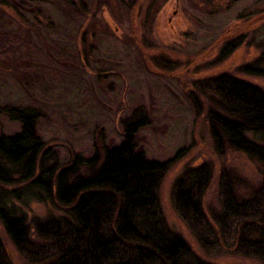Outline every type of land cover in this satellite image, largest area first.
<instances>
[{"label":"rangeland","instance_id":"rangeland-1","mask_svg":"<svg viewBox=\"0 0 264 264\" xmlns=\"http://www.w3.org/2000/svg\"><path fill=\"white\" fill-rule=\"evenodd\" d=\"M84 2L86 16L107 25L98 51H86L82 36L77 39L80 32L75 43L66 45L74 39L72 25L43 31L23 13L26 22L17 23L27 29L34 48L28 54L17 50L14 56L3 55L0 48V109L38 110L42 117L37 135L46 149L56 152L60 165L74 155L89 158L95 150L118 144L123 120L136 113L146 117L149 125L139 131L136 141L146 159L167 163L185 151L159 187L168 228L209 264H260L201 249L173 210L171 190L185 167L210 164L212 178L202 200L204 212L210 214L218 206V181L224 170L250 187L262 181L258 166L244 155L214 153L205 121L207 100L199 97L202 108L195 112L190 94L196 82L220 75L264 90V0H123L120 11L111 9L108 0ZM63 4V0H37L26 8L39 6L48 18H64ZM90 36L86 39L91 44ZM227 48L231 51L226 55ZM6 58L16 70L14 75L3 69ZM25 63L29 67H23ZM253 66L260 70L257 74L243 72ZM19 130V124L0 115V135L12 136ZM15 208L29 223L45 219L51 207L33 203ZM0 240L12 264H29L16 252L1 223Z\"/></svg>","mask_w":264,"mask_h":264},{"label":"trees","instance_id":"trees-1","mask_svg":"<svg viewBox=\"0 0 264 264\" xmlns=\"http://www.w3.org/2000/svg\"><path fill=\"white\" fill-rule=\"evenodd\" d=\"M35 1L0 0L3 55L14 56L17 50L28 54L34 48L27 29L17 23L25 21L23 13L43 31L72 25L74 39L65 44L75 43L80 32L77 39L82 36L86 51H98L107 25L86 16L84 0H63L64 18H48L39 6L26 8ZM122 1L108 0L107 5L120 11ZM85 19L90 20L84 24ZM5 26L15 27L5 31ZM89 34L91 44L86 39ZM7 60L3 69L14 75L16 70ZM255 68L246 67L243 72L257 74L260 70ZM199 97L208 103L205 121L214 153L244 155L258 166L262 181L250 187L224 170L218 181V206L206 214L202 200L212 167L208 163L185 167L172 186L173 210L201 249L264 264V90L220 75L194 84L190 102L195 112L202 108ZM0 115L20 126L12 136L0 135V223L27 263L209 264L166 225L159 187L185 151L167 163L146 159L136 143L139 131L149 125L146 117L136 113L123 120L118 144L95 150L89 158L74 155L60 165L56 152L46 149L37 135V121L42 117L38 110L6 106ZM33 203L51 208L45 219L28 223L24 214L16 213L15 204ZM0 264H12L1 240Z\"/></svg>","mask_w":264,"mask_h":264}]
</instances>
